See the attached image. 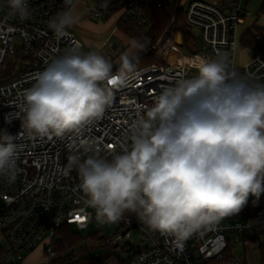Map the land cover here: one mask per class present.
Wrapping results in <instances>:
<instances>
[{
  "label": "clouds",
  "instance_id": "9594fccd",
  "mask_svg": "<svg viewBox=\"0 0 264 264\" xmlns=\"http://www.w3.org/2000/svg\"><path fill=\"white\" fill-rule=\"evenodd\" d=\"M8 5L20 21L30 18L28 0ZM65 6L48 22L58 38L79 19L73 0ZM148 45L146 36L131 37L134 51L121 54L115 73L112 62L95 52L54 58L5 124L19 120V136L39 138L79 130L112 102V92L101 84L124 85ZM195 66L197 76L176 80L155 96L133 123L130 144L113 149L111 159L93 154L75 165L99 217L115 223L126 212L136 214L150 230L174 237L181 249L194 234L238 214L250 196L259 200L264 194V84L230 73L224 57L199 58ZM17 138L0 129V176L12 181Z\"/></svg>",
  "mask_w": 264,
  "mask_h": 264
},
{
  "label": "built area",
  "instance_id": "2783aa9c",
  "mask_svg": "<svg viewBox=\"0 0 264 264\" xmlns=\"http://www.w3.org/2000/svg\"><path fill=\"white\" fill-rule=\"evenodd\" d=\"M90 1L73 0L74 13L84 7L86 18L110 20L116 16L120 17V23L134 20L140 26L151 28L141 7L147 0H129L116 13L115 9L126 0H110L109 5L114 4L113 7H93ZM250 1L199 0L181 9L182 0H171L176 9L184 11L185 22L192 30L191 43L187 44L181 33L165 32L154 47L159 62L135 70L124 85L113 88L102 83V87L112 92V102L104 114L62 138L33 137L27 132L19 136L23 131L21 122L14 119L6 125L5 117L19 110L24 91L36 83L37 76L54 58L90 52L84 50L83 43L67 28L65 35L58 38L48 27L51 19L67 10L65 0H28L31 16L24 21L11 14L8 2L0 1V129H7L10 135L18 137L15 142L19 145L15 180L0 176V264H25V258L41 244L44 264H53L61 243L59 231L64 226L82 231L101 218L87 203L76 163L93 154L111 159L113 149L119 151L121 144H130L133 123L154 103L164 86L197 76L195 65L199 58L224 57L230 73L253 84H264V29L254 33L252 43L248 33L241 38L238 35L240 25L248 19ZM162 4L157 0L159 8ZM194 30L202 42L201 52L182 55L179 61L171 62L176 45L195 49ZM237 50L243 56L239 62ZM99 51L91 52L99 54ZM72 158H76L74 162ZM70 164L71 171L66 172ZM261 198L262 206L253 217L246 218L241 211L226 217L191 236L182 249L174 237L150 230L136 214L124 215L119 220L124 232L108 240L107 245L129 240L137 232L148 244L125 264H246V259L235 258L234 249L239 246L246 251L256 246L259 250L264 243V194ZM3 241L6 247L2 246Z\"/></svg>",
  "mask_w": 264,
  "mask_h": 264
},
{
  "label": "rangeland",
  "instance_id": "374dc122",
  "mask_svg": "<svg viewBox=\"0 0 264 264\" xmlns=\"http://www.w3.org/2000/svg\"><path fill=\"white\" fill-rule=\"evenodd\" d=\"M199 0H182L181 9L186 8L187 3ZM210 1V0H201ZM90 5L100 7L101 0H92ZM264 0H251L247 12L248 19L243 25H240L238 29L239 38L250 31H255V28L260 32L264 29V13L262 8ZM113 7L114 4H110ZM86 9L83 7L77 8L75 14H78L79 19L67 27V29L74 33L76 37L83 43L84 50L91 52L92 50H100L99 55L104 56L109 61L114 58L120 59L122 53L125 51H134L129 48V40L124 38L120 33L112 36L116 32L118 24L120 23V17L113 16L110 20H102L96 17H84ZM197 37L195 49H190L185 45H176L175 50L170 57L171 62H177L182 55L197 54L202 50V42L198 37V32L193 31ZM254 33V32H253ZM106 42V46L103 44ZM237 62L243 60L240 50L236 51ZM214 60V59H213ZM198 75V72H196ZM75 232L80 234L83 238L78 241L77 247L69 251L72 254V260H82L84 258H103L111 256L109 264H121L123 261H127L132 257L139 249L147 246L146 240L137 232L134 233L131 239L119 241L110 247L107 245V241L114 238L116 235L124 232L123 225L120 221L115 223L108 222L105 218H99L92 222L87 229L79 231L74 228ZM100 234L94 238L95 235ZM235 238V236H233ZM108 239V240H107ZM256 242V240H254ZM2 246L6 247V242H2ZM73 248L66 244L64 250H58V257L62 256L66 250ZM234 256L237 260L246 259L247 264H260V255L251 246L244 250V247L235 246ZM44 249L41 244L39 248L31 255L25 258V264H44L45 262Z\"/></svg>",
  "mask_w": 264,
  "mask_h": 264
},
{
  "label": "trees",
  "instance_id": "16d2710c",
  "mask_svg": "<svg viewBox=\"0 0 264 264\" xmlns=\"http://www.w3.org/2000/svg\"><path fill=\"white\" fill-rule=\"evenodd\" d=\"M1 2H8V0H0ZM163 2L162 7L157 6V0H147L142 4L143 16L151 25L150 29H147L144 26H140L137 21L134 20H124L122 21L116 30V34L120 33L124 38L130 40L131 37H148L149 45L146 51L140 53L139 60L136 62L135 70H140L143 68L150 67L159 62L154 54V47L158 40L163 36L167 31H176L181 33L187 44L191 43L193 40L192 30L185 22V14L181 9H176L175 3L171 0H161ZM129 0L122 2L116 9L115 13L123 8ZM264 13V5L262 8ZM173 19H175L174 24H172ZM254 33H261L258 29L255 28ZM252 31L248 32L249 42L252 43L254 40V33ZM120 57V56H119ZM119 60L117 57L112 61L113 71L118 70ZM262 196V195H261ZM262 206V198L260 197L257 200L255 197L253 199H248L246 205L242 208L241 214L246 218L253 217ZM125 216H133V213H125ZM74 227L70 225L64 226L60 231L58 238L61 240V243L58 245V250H64L66 244L72 246L62 254V256L57 257L53 264H109V259L111 256L103 258H84L82 260H72V254L69 253L72 249L77 247L78 241L83 239L80 234L74 231ZM100 236V234L95 235V237ZM108 240V239H107ZM114 247V246H110ZM260 253V264H264V243L259 247ZM123 261L121 264H125ZM247 264V263H246Z\"/></svg>",
  "mask_w": 264,
  "mask_h": 264
},
{
  "label": "crops",
  "instance_id": "0c3cea01",
  "mask_svg": "<svg viewBox=\"0 0 264 264\" xmlns=\"http://www.w3.org/2000/svg\"><path fill=\"white\" fill-rule=\"evenodd\" d=\"M84 8V7H83ZM77 11V10H76ZM76 11H75V13H76ZM115 35V34H114ZM255 251H257L258 253H259V250L257 249V247L256 246H251ZM259 255H260V253H259Z\"/></svg>",
  "mask_w": 264,
  "mask_h": 264
},
{
  "label": "snow or ice",
  "instance_id": "6c2138e0",
  "mask_svg": "<svg viewBox=\"0 0 264 264\" xmlns=\"http://www.w3.org/2000/svg\"><path fill=\"white\" fill-rule=\"evenodd\" d=\"M111 146V145H110Z\"/></svg>",
  "mask_w": 264,
  "mask_h": 264
}]
</instances>
